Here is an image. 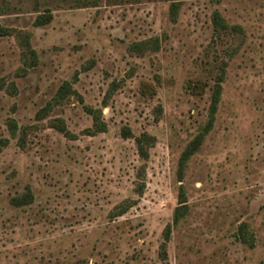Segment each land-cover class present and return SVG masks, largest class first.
<instances>
[{"label": "rangeland", "instance_id": "rangeland-1", "mask_svg": "<svg viewBox=\"0 0 264 264\" xmlns=\"http://www.w3.org/2000/svg\"><path fill=\"white\" fill-rule=\"evenodd\" d=\"M0 264H264V0H0Z\"/></svg>", "mask_w": 264, "mask_h": 264}, {"label": "trees", "instance_id": "trees-1", "mask_svg": "<svg viewBox=\"0 0 264 264\" xmlns=\"http://www.w3.org/2000/svg\"><path fill=\"white\" fill-rule=\"evenodd\" d=\"M215 19H216V22L218 23L219 26H223V28L226 27V25L223 23L222 19L218 16V14L215 16ZM42 22L45 23L46 21H41V23ZM216 93L214 95V101H217L219 89H218V91ZM89 113L92 114V117H93V120H94V125H96L97 122H98L96 115L92 113V110L91 109H89ZM98 130H99V128H98ZM198 143H199V141L195 139L193 141V143L191 144V146L189 148H187V149L184 150L183 154L181 155L180 162L183 163L185 160H187V158L192 154L194 148L198 145ZM178 210H179V207L176 208V211H178ZM177 218H178V213H175L174 214V220L176 221Z\"/></svg>", "mask_w": 264, "mask_h": 264}]
</instances>
